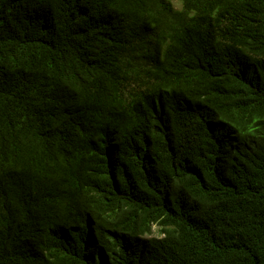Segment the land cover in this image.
<instances>
[{"label":"trees","instance_id":"obj_1","mask_svg":"<svg viewBox=\"0 0 264 264\" xmlns=\"http://www.w3.org/2000/svg\"><path fill=\"white\" fill-rule=\"evenodd\" d=\"M177 1L0 0V264H264V0Z\"/></svg>","mask_w":264,"mask_h":264},{"label":"rangeland","instance_id":"obj_2","mask_svg":"<svg viewBox=\"0 0 264 264\" xmlns=\"http://www.w3.org/2000/svg\"><path fill=\"white\" fill-rule=\"evenodd\" d=\"M173 4L174 7L179 8L180 7V3L177 0H170ZM156 233V232H155Z\"/></svg>","mask_w":264,"mask_h":264}]
</instances>
